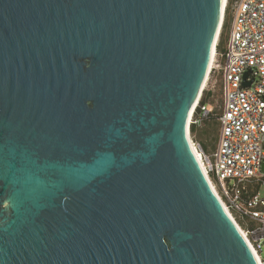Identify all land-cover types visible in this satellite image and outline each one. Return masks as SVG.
Returning a JSON list of instances; mask_svg holds the SVG:
<instances>
[{
  "label": "water",
  "instance_id": "water-1",
  "mask_svg": "<svg viewBox=\"0 0 264 264\" xmlns=\"http://www.w3.org/2000/svg\"><path fill=\"white\" fill-rule=\"evenodd\" d=\"M223 0H0V264H260L189 143Z\"/></svg>",
  "mask_w": 264,
  "mask_h": 264
},
{
  "label": "built area",
  "instance_id": "built-area-1",
  "mask_svg": "<svg viewBox=\"0 0 264 264\" xmlns=\"http://www.w3.org/2000/svg\"><path fill=\"white\" fill-rule=\"evenodd\" d=\"M228 16L223 52L217 45ZM220 88V114L203 101ZM216 119L211 152L191 136ZM190 145L206 178L260 264L264 249V0H226L214 57L188 122Z\"/></svg>",
  "mask_w": 264,
  "mask_h": 264
},
{
  "label": "rangeland",
  "instance_id": "rangeland-1",
  "mask_svg": "<svg viewBox=\"0 0 264 264\" xmlns=\"http://www.w3.org/2000/svg\"><path fill=\"white\" fill-rule=\"evenodd\" d=\"M227 34H228V25L224 33L223 43L226 42ZM210 103L214 105L215 114L217 115L220 114L222 98L219 87L215 88ZM218 131H219L218 122L216 119H213L212 121L206 122L202 128L197 129V132L195 134L191 132V136L193 140L199 142L203 148L205 145L206 147V149L204 148L205 151L211 152L216 147ZM263 153H264V140H263ZM262 193H264V189L262 190ZM261 256L262 259L264 260V249L262 250Z\"/></svg>",
  "mask_w": 264,
  "mask_h": 264
},
{
  "label": "trees",
  "instance_id": "trees-1",
  "mask_svg": "<svg viewBox=\"0 0 264 264\" xmlns=\"http://www.w3.org/2000/svg\"><path fill=\"white\" fill-rule=\"evenodd\" d=\"M227 22H228V16L226 17V21H225L224 26H223V31H222V33L220 35L219 42H218V45H217V51H219V52H223L224 51L225 43H223V38H224L225 30L227 28ZM211 98L212 97H211V95L209 93L207 94L206 92H204L203 99H202L203 101L210 102ZM210 121H212V119ZM190 131L193 134H195L197 132V128L191 126ZM204 148L206 149L205 145H204Z\"/></svg>",
  "mask_w": 264,
  "mask_h": 264
},
{
  "label": "bare ground",
  "instance_id": "bare-ground-1",
  "mask_svg": "<svg viewBox=\"0 0 264 264\" xmlns=\"http://www.w3.org/2000/svg\"><path fill=\"white\" fill-rule=\"evenodd\" d=\"M225 3H226V0H223V9H224ZM217 39H218V38H217ZM213 57H214V51H213V53H212L211 63H212ZM195 104H196V103H195ZM194 107H195V105H194ZM194 107L192 108V110H191V112H190V115L192 114ZM187 135H188V126H187ZM188 139H189V141H190V137H189V135H188Z\"/></svg>",
  "mask_w": 264,
  "mask_h": 264
}]
</instances>
